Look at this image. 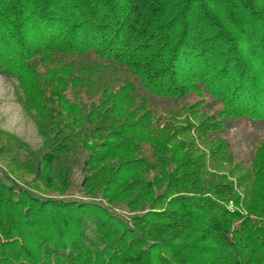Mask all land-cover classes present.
<instances>
[{
	"label": "trees",
	"instance_id": "obj_1",
	"mask_svg": "<svg viewBox=\"0 0 264 264\" xmlns=\"http://www.w3.org/2000/svg\"><path fill=\"white\" fill-rule=\"evenodd\" d=\"M0 74L42 140L0 131V264H264V139L222 137L264 122V0H0Z\"/></svg>",
	"mask_w": 264,
	"mask_h": 264
},
{
	"label": "rangeland",
	"instance_id": "obj_2",
	"mask_svg": "<svg viewBox=\"0 0 264 264\" xmlns=\"http://www.w3.org/2000/svg\"><path fill=\"white\" fill-rule=\"evenodd\" d=\"M152 100L165 101L171 105H182L186 100L190 102L197 100V97L191 96L174 101ZM0 131L6 136L15 137L32 150H38L42 145V140L37 133L34 121L21 107L17 81L2 74H0ZM222 137L229 143L236 162L247 168L250 166L255 149L259 146L260 141L264 139V122H252L247 119L229 121L227 128L222 133ZM7 138L5 137L4 142H6ZM13 150L16 152V156L23 160L25 151L17 148H13ZM85 159L86 154H82L79 158L71 161L73 169L72 185L66 195L60 198L76 201L87 200L80 189V182L84 175ZM6 169V162L0 160V170L8 172ZM0 177L6 184L16 181L15 183L19 186L32 179V176L22 172H17L16 175H9V178H6V174L0 173ZM117 212L127 216L120 209Z\"/></svg>",
	"mask_w": 264,
	"mask_h": 264
}]
</instances>
